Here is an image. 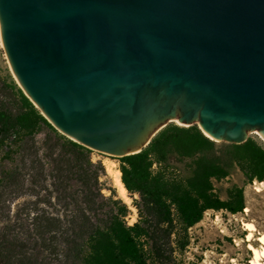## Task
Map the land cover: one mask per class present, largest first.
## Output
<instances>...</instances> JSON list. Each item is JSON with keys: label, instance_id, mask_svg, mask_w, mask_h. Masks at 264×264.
<instances>
[{"label": "water", "instance_id": "water-1", "mask_svg": "<svg viewBox=\"0 0 264 264\" xmlns=\"http://www.w3.org/2000/svg\"><path fill=\"white\" fill-rule=\"evenodd\" d=\"M6 65L68 139L141 153L171 123L264 139V0H0Z\"/></svg>", "mask_w": 264, "mask_h": 264}, {"label": "trees", "instance_id": "trees-1", "mask_svg": "<svg viewBox=\"0 0 264 264\" xmlns=\"http://www.w3.org/2000/svg\"><path fill=\"white\" fill-rule=\"evenodd\" d=\"M17 93V110L0 108V145L13 138V146L20 147L19 151L23 152L20 143L33 140L46 131L45 144L49 149L46 158L53 167L45 174L42 160H33L31 168L37 172L33 173L32 182L37 185L39 177L41 180L49 177L52 180L50 194H55L57 202L66 210L73 208L65 222L35 213L30 225L42 240L40 246L34 240L35 248L42 249L45 236L56 238L59 232L68 245V257L74 254L79 264H149V256L158 264H168L174 252L173 235L178 226L186 232L203 219L207 210H227L233 214L243 210V189L230 190L229 200L223 201L214 193V180L228 177L235 164L249 181L264 180V147L256 141L249 139L242 145H228L229 156L224 158L217 155V143L204 135L197 125L171 124L141 153L117 158L126 190L131 197H139L133 203L139 220L128 225L129 206L114 190L110 189L109 197L102 193L104 183L101 180L106 172L101 162L92 161L93 151L60 134L20 88ZM24 145L29 152L33 148L27 143ZM31 153L38 156L37 150ZM173 157L193 159L189 178L166 177L163 167L167 168ZM155 164L160 166L156 172L153 170ZM38 166L41 171L36 169ZM20 177V172L13 173L15 184H21ZM16 242L14 248H10V243L0 241V264H38L33 256L36 253H26V244ZM177 244L181 245V238L177 239ZM16 250L20 252L16 254ZM40 251L34 249V252Z\"/></svg>", "mask_w": 264, "mask_h": 264}, {"label": "rangeland", "instance_id": "rangeland-1", "mask_svg": "<svg viewBox=\"0 0 264 264\" xmlns=\"http://www.w3.org/2000/svg\"><path fill=\"white\" fill-rule=\"evenodd\" d=\"M18 88L20 87L15 76L6 65L0 40V108L7 107L12 111L17 110L19 105ZM171 124L178 125L177 123ZM46 135V131H44L33 140L29 139V141L20 143L24 147V149L22 148L23 152L19 151L20 147L13 146V138L6 144L0 145V241L10 243L12 246L10 248H14L13 245L17 244L16 241H23L26 244L24 246L26 253H36L33 256L37 259L38 264H79L78 261L76 262L74 254L68 257V245L64 242V238L59 236V232L56 238L53 237L54 235L45 236V246L42 249L38 246L35 248L34 240L38 241L36 243H39V246L42 241L33 233V227L30 225L35 213L65 222V219L73 212V208L66 210L62 203L57 202L56 195L50 194L52 180L49 177L47 180H41L39 177L37 185L32 182V175L37 172L31 168L33 160H42L45 164V174H49L53 167L46 158L49 151L45 144ZM249 139L264 147V140L258 133L251 132ZM24 143L33 147L30 152ZM216 143L217 155L228 157V145L231 144ZM33 150L38 151L37 157L36 153H31ZM91 157L94 163L101 162L105 168L106 176L101 180L104 183L103 195L109 197L112 194L111 190H114L117 197L120 198L107 171V162L113 161L119 170L120 161L115 157L104 156L95 151L91 153ZM192 164L193 159L173 157L169 161L168 167L164 166L163 168L166 177L183 180L191 176ZM36 169L41 171L40 166ZM159 169L160 166L155 164L153 170L156 172ZM16 172L21 173L19 180L21 184H15L13 181V173ZM263 183L264 180L261 182L257 179L249 181L245 172L236 164L231 167L228 177L219 181L214 180V193L223 201L229 200L230 190L243 189L245 203L243 210L235 214L227 210H207L203 219L188 228L186 232H183L178 226L176 234L173 235L174 252L168 264H250L253 255L249 250V245L259 247L260 243L256 239L252 243L247 242L248 232L244 230L243 222H252L259 233L264 234ZM18 185L22 188H17ZM258 188L260 191L257 190ZM138 198L137 195H134L131 197L132 204H127L130 208V213L126 218L128 225H134L139 220L138 211L133 205L134 200ZM174 219L178 220L176 212ZM179 238H181V245L184 244V247L177 244ZM49 246H53V248L49 249ZM34 249L41 251L34 252ZM18 250L20 249L18 248ZM15 252L17 254L20 251L16 250ZM148 260L149 264H158L152 256H149Z\"/></svg>", "mask_w": 264, "mask_h": 264}, {"label": "bare ground", "instance_id": "bare-ground-1", "mask_svg": "<svg viewBox=\"0 0 264 264\" xmlns=\"http://www.w3.org/2000/svg\"><path fill=\"white\" fill-rule=\"evenodd\" d=\"M259 136L262 138V140H264L260 134ZM107 171L110 177L112 178L114 187L117 190L119 197L126 204L131 205L132 199L129 196V193L122 182L121 179L122 174L120 170L117 169V166L113 161L107 162ZM257 190L260 191L259 188ZM243 226H244V230L248 232L247 242L252 243L256 239V241L260 243L259 247H255L252 244L249 245V250L252 252L253 255L250 264H264V234L259 233L258 229L252 222H243Z\"/></svg>", "mask_w": 264, "mask_h": 264}, {"label": "built area", "instance_id": "built-area-1", "mask_svg": "<svg viewBox=\"0 0 264 264\" xmlns=\"http://www.w3.org/2000/svg\"><path fill=\"white\" fill-rule=\"evenodd\" d=\"M245 211H246V209H245Z\"/></svg>", "mask_w": 264, "mask_h": 264}]
</instances>
